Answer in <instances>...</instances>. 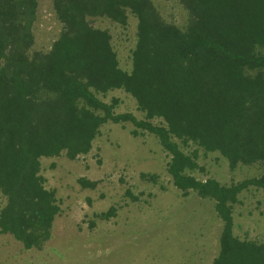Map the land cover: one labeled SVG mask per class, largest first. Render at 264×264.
<instances>
[{
  "label": "trees",
  "instance_id": "1",
  "mask_svg": "<svg viewBox=\"0 0 264 264\" xmlns=\"http://www.w3.org/2000/svg\"><path fill=\"white\" fill-rule=\"evenodd\" d=\"M184 28L153 0H51L61 25L48 51L32 50L38 0H0V232L24 249L50 240L60 205L41 174V158L87 154L107 122L155 136L170 158L166 172L183 196L214 201L222 222L212 264H264V240L234 234L233 209L250 187L264 191V0H178ZM136 19L131 71L119 66L111 34ZM122 89L144 113H116L99 95ZM158 119L155 124L152 120ZM219 152L229 168L260 164V175L230 185L200 180L196 153ZM156 183V175L141 174ZM82 187L96 181L78 179ZM133 200L137 197L126 191ZM111 206L100 218L114 216Z\"/></svg>",
  "mask_w": 264,
  "mask_h": 264
},
{
  "label": "rangeland",
  "instance_id": "2",
  "mask_svg": "<svg viewBox=\"0 0 264 264\" xmlns=\"http://www.w3.org/2000/svg\"><path fill=\"white\" fill-rule=\"evenodd\" d=\"M153 2L165 20L185 27L187 11L178 0ZM92 24L110 32L119 66L130 72L136 19L129 16L126 27L104 18ZM60 28L51 0H38L32 50L48 51ZM99 98L106 103L117 99L116 113L144 118L135 100L122 89ZM133 129L128 122H107L87 154L74 160L64 154L41 158L45 185L55 190L60 205L52 237L42 248L26 250L10 234L0 232V264H212L222 230L214 201L193 191L183 196L166 172L169 154L155 136L146 131L134 135ZM182 149L196 153L203 171L192 174L200 180L215 178L230 185L261 173L260 164H239L231 170L219 152H206L192 143ZM141 174L156 175V183ZM81 177L96 181V187H82ZM111 206L116 209L114 216H97ZM233 222L240 239L264 240L263 190L250 187L239 194Z\"/></svg>",
  "mask_w": 264,
  "mask_h": 264
}]
</instances>
